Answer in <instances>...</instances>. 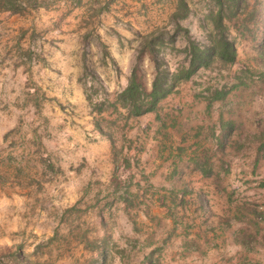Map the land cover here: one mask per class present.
Here are the masks:
<instances>
[{
    "label": "rangeland",
    "instance_id": "rangeland-1",
    "mask_svg": "<svg viewBox=\"0 0 264 264\" xmlns=\"http://www.w3.org/2000/svg\"><path fill=\"white\" fill-rule=\"evenodd\" d=\"M41 1L44 7L23 14L0 13L1 262L91 264L98 252L90 244L102 246L107 240L108 248H127L124 257L109 251L112 264H142L155 248H161V264L187 263L193 255H180L182 238L177 235L190 223L196 225L195 231L204 219L194 221L198 213L192 216L190 209L178 208L177 229L172 217H167V209L151 200L155 197L127 209L119 199L121 191L115 190H122L130 179V189L136 192V183L142 180L140 171L155 186L164 183L172 159L164 161L161 154L169 156L180 133L191 141L196 127L210 126L219 118L220 103L207 114V104L197 94L207 86L232 84L229 73L244 65L257 67L256 42L237 39L238 60L222 73L225 79L218 70H200L171 99L160 103L156 114L166 123H174L172 128L160 133L161 122L151 114L130 120L124 130L113 129L116 149L124 147V154L139 161L138 166L133 162V167L125 168L122 159L114 156L112 142L95 129L79 81L84 58L115 97L127 84L140 37L168 26L177 0ZM188 2L193 14L182 24L203 41L201 20L206 2ZM100 42L107 46L116 66H102ZM168 58L174 61L173 56ZM143 68L150 88L154 67L148 58ZM226 102L225 118L236 117L249 131L256 129L259 117L264 120V86L234 91ZM247 154V158L233 159L222 184L228 192L235 191L233 206L247 202L263 211L264 160L252 173L253 155ZM42 157L52 162L55 171L40 165ZM185 177L191 186L209 187L208 224L216 227L217 214H230L226 193L218 192L213 180ZM242 226L235 224L232 230ZM217 232L218 238L206 233L213 238L210 245L218 246L206 252V264H264V245L247 252L235 245L232 231L217 228ZM127 240L135 241V246Z\"/></svg>",
    "mask_w": 264,
    "mask_h": 264
},
{
    "label": "trees",
    "instance_id": "trees-1",
    "mask_svg": "<svg viewBox=\"0 0 264 264\" xmlns=\"http://www.w3.org/2000/svg\"><path fill=\"white\" fill-rule=\"evenodd\" d=\"M203 1L206 2L201 20V29L205 35L203 41L194 38L190 29L182 24L193 14L190 3L188 0H177L168 23L171 28L164 26L140 37V42L134 50V60L127 76V84L115 97H111L104 82L89 67L86 58L79 81L83 84L86 100L91 114L94 115L95 129L112 142L114 156L122 159L125 168H130L133 167V162L138 166L139 161L135 159L136 157L124 154V147L120 151L116 149L112 130L116 128L124 130L130 120L158 112L160 103L177 93L181 86L191 81L200 70H218L224 78L222 73L237 63L239 55L237 39L256 42L257 67L244 65L234 74L229 73L232 84L227 81L221 85L207 86L197 94V97L206 102L207 114H210V109L215 103H220V114L215 123L198 128L194 135V144L190 146L194 147V150L187 155L193 171L201 173L204 179L213 180L216 190L226 193L230 214H218L216 227L208 224L211 210L206 193L202 190L196 192L181 176L179 165L176 163L167 177V181L170 182L168 187L154 186L143 171H140L142 180L136 183V192L130 189L132 183L130 179L126 181L122 190L119 188L115 190L116 193L121 191L119 199L126 204L127 209L132 208L137 201L144 202L145 199L155 197L162 207L168 209L175 227L178 223L176 210L187 208L192 203L197 207L196 212L207 217L206 231L214 232L215 236L217 228L223 231L231 230L235 223L243 224L241 229L231 232L234 241L247 252H254L259 246L264 245V210L260 211L253 203L247 202L233 206L235 191L228 192L222 180L231 172L233 159L238 156L247 158L248 151L253 155L252 173H256L264 160V120L259 117L256 129L249 131L244 127L243 121L236 117L225 118L224 109L229 105L226 102L228 96L234 91H250L257 86L262 89L264 86V0ZM45 5L41 0H0V13L23 14ZM100 49L102 66L109 63L116 66L103 42H100ZM168 56H173L174 61L171 62ZM145 58H148L154 67L150 88L146 84V73L143 68ZM123 136L125 137L124 134ZM183 140L187 141L186 138ZM124 141L126 142L125 138ZM187 150L186 146L178 147L176 157L183 159ZM39 162L44 169L55 171L52 162L44 157ZM190 229V225L185 227L187 234L190 233ZM127 242L135 246V241ZM90 245L92 251L98 252L91 264H112L113 256H110L109 251L119 254L120 257H124L127 251V248H116L115 245L108 248L107 240L102 242V246L97 242ZM192 245L188 247H196L195 243ZM160 251L161 248L153 249L145 256L142 264H161L158 256ZM0 264H3L1 260Z\"/></svg>",
    "mask_w": 264,
    "mask_h": 264
},
{
    "label": "crops",
    "instance_id": "crops-1",
    "mask_svg": "<svg viewBox=\"0 0 264 264\" xmlns=\"http://www.w3.org/2000/svg\"><path fill=\"white\" fill-rule=\"evenodd\" d=\"M172 95H174V94H172ZM172 95L171 96H169L168 98H166L165 100H169V99H171L172 98ZM165 100H163V101H165ZM156 113H159V110H158V112H155V113H149V114H146V115H144V116H141V117H139V118H142V117H146V116H149V115H151V114H156ZM156 118H158V120H160V122H161V125H160V128H159V132L161 133V131L162 130H166V129H168V128H172V126H174V123L173 124H169V123H166L162 118H160V116H157V114H156V116H155ZM138 119V118H137ZM149 126H150V124H149ZM198 128L199 127H196V129H195V131H194V135L196 134V132H197V130H198ZM194 135H193V137H192V140L191 141H189V140H187L186 142L183 140L184 138H186L187 139V136H186V134L185 133H180V136H179V142H178V144H177V146L175 147V148H173L171 151H170V154H169V156L166 158V156H164L163 154H161L162 156H161V158L165 161V159H168V160H170V159H172V164H171V167H170V164H169V167H168V170H167V172H165V174L163 175L164 176V183L163 184H167V186H169V184H170V182L169 181H167V177L171 174V172L173 171V169H174V164L176 163V164H178L179 165V171H180V173H181V176L186 180V177L185 176H187V175H197L199 178H200V180H202V181H211L212 182V180L211 179H204L203 177H202V175H201V173H199V172H197V171H193L192 170V168L189 166V163H188V157H187V155H189V154H191L192 153V150H194V147H190L192 144H194V141H195V139H194ZM180 146H186L187 148H188V150H191V152L190 153H186V154H184L183 155V159H179V158H177L176 156H177V151H176V149L178 148V147H180ZM166 147H164L163 149H165ZM187 150V151H188ZM172 154V155H171ZM171 155V156H170ZM182 161L183 162V165H181L180 164V162L179 161ZM186 181H188V180H186ZM153 183V182H152ZM210 183V182H209ZM162 183L159 185V186H156V187H160L161 185L162 186H164ZM190 184V183H189ZM153 185L155 186V185H157V184H155V183H153ZM161 186V187H162ZM192 188H194L195 189V191L197 192V191H200V190H202V191H204L205 193H206V195H207V198H208V194H209V191H207L208 189H209V187H208V189L206 190L205 188H203V187H196V186H191ZM214 188H215V185H214ZM194 198H195V195L193 196ZM209 199V198H208ZM153 202H157L156 200H153V199H151ZM210 201V200H209ZM158 203V202H157ZM210 203V202H209ZM159 204V203H158ZM195 203H192V204H190L187 208H185L186 210H188V209H190V211L192 212V216H193V214H195V213H198V214H195V216H193V217H195V218H192V220H194L195 221V219H197L198 217H201V219L203 218L204 219V221L201 223V224H199L198 226H197V228L198 229H196L195 231H193V228H194V225L195 224H192V223H190V226H191V229H190V233L189 234H187L186 233V231H185V227L187 226V225H185L184 227H182V230H181V232H180V234L179 235H177V236H179V238H182V241H181V252H180V255L182 256L183 254H185V256H187L188 254L189 255H193V258L191 259V260H189V261H187V263H185V264H206L207 263V259H205V255H206V252H208V250H213V249H216V247H218L217 245H215V244H212V245H210V241L213 239V238H210V237H207L206 236V233H208V232H211V231H206V228H203V225H206L205 224V218H204V216H203V214L202 213H200V212H196V205H194ZM159 207H161V208H165V207H162L160 204L158 205ZM229 206V205H228ZM193 207H194V209H193ZM209 208H210V204H209ZM229 208V207H228ZM167 209V208H166ZM167 212H165L166 213V215H167V217L169 218V214H168V209L166 210ZM226 211V210H225ZM224 211V212H225ZM223 212V213H224ZM220 214H222V213H220ZM218 215V214H217ZM217 217V216H216ZM163 220V219H162ZM173 223H174V221H173ZM235 224H238V223H235ZM235 224L233 225V227L232 228H234V226H235ZM195 227H196V225H195ZM177 228V227H176ZM232 228H231V230L230 231H234L235 229H233L232 230ZM178 229V228H177ZM176 229V230H177ZM178 231V230H177ZM193 231V232H192ZM213 233V236L212 237H215V238H218V232L216 231V233H217V235L215 236V233L214 232H212ZM169 236H171V234L169 235ZM231 236L233 237V235H232V233H231ZM193 243H195L196 244V247H188V246H193L192 244ZM209 245V246H208ZM235 245H237L236 243H235ZM237 246H239V247H242V246H240V245H237ZM188 247V248H187ZM212 247H215V248H212ZM243 248V247H242ZM246 251V250H245ZM200 261V262H199Z\"/></svg>",
    "mask_w": 264,
    "mask_h": 264
}]
</instances>
